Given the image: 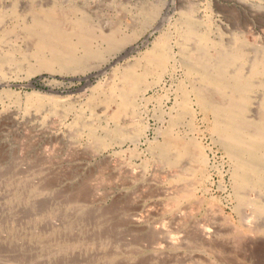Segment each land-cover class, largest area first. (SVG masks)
Returning a JSON list of instances; mask_svg holds the SVG:
<instances>
[{
	"label": "rangeland",
	"instance_id": "1",
	"mask_svg": "<svg viewBox=\"0 0 264 264\" xmlns=\"http://www.w3.org/2000/svg\"><path fill=\"white\" fill-rule=\"evenodd\" d=\"M58 1L89 5L94 27L115 23L121 32L141 29L136 9L144 5L156 11L133 50L87 58V71L29 73L28 65L20 64L0 73V264H264V212L254 208L256 201L264 202V194L248 191L244 203L236 200L229 159L200 116L191 134L201 140L216 169L212 182L169 169L152 155L150 142L161 140L167 126L161 119L170 118L161 110L167 95L168 106L174 100L172 79L151 92L146 104H138L136 120L148 121L149 130L137 144V122L127 116L113 145L98 146L89 127L107 140V123H113L104 109L93 110L88 102L119 67L152 46L162 29L172 32L184 10L213 35L238 34L248 46L264 44V0H0V9H36ZM3 21L0 49L28 42L3 39V30L12 25L9 13ZM178 126L188 131L186 120ZM219 170L225 172L223 179ZM188 190H195L194 196L182 198ZM218 206L240 236L222 222ZM204 243L218 248L208 250Z\"/></svg>",
	"mask_w": 264,
	"mask_h": 264
},
{
	"label": "bare ground",
	"instance_id": "2",
	"mask_svg": "<svg viewBox=\"0 0 264 264\" xmlns=\"http://www.w3.org/2000/svg\"><path fill=\"white\" fill-rule=\"evenodd\" d=\"M88 6L82 2L58 1V5L40 4L36 9L15 5L10 9L2 7L0 22L9 13L12 25L3 30L1 37L6 40L14 38L15 42L21 37L28 39L26 44H9L0 49L2 76L7 67L18 68L20 64L28 65L29 73L35 69L65 73L87 71V58L100 60L107 51L133 50V45L149 28V14L156 11V8L139 6L136 10L141 29L132 26L128 32H121L115 23L98 29L94 27V8ZM28 12L30 16H26ZM179 14L172 32L162 29L152 46L114 72L111 82L102 85L101 94L89 96V106L93 110L98 107L104 109L113 123L112 126L107 123L105 133L108 141L94 132L92 126L89 127V137L96 140L98 146L108 148L123 134L122 120L127 116L131 121L136 120L140 115L138 104H146L150 93L158 92L156 88L159 87L164 89L167 78H170L175 83L176 94L171 106H168L170 94L162 105L161 112H169L170 118L161 119L165 124L167 121V126L163 131L161 129V140L150 142L152 155L169 169L212 182V172L216 169L209 164L201 140L191 134L196 129L195 117L200 116L206 132L228 157L236 200L244 203L247 200L245 192L264 194V44L248 46L238 34L231 37L223 32L213 35V29L204 28L190 11L184 10ZM253 104L257 109L252 107ZM184 120L188 131L178 126ZM136 124L135 144L141 142L149 130L148 121L141 124L138 120ZM178 173H168V176L180 178ZM217 173L222 179L225 176L221 170ZM166 192L170 194L173 191ZM194 194L195 190H188L181 197L188 199ZM254 208L264 212V202L256 201ZM217 211L222 222L231 225V231L240 236L241 230L222 212L221 206ZM203 246L211 251L218 248L207 243Z\"/></svg>",
	"mask_w": 264,
	"mask_h": 264
},
{
	"label": "water",
	"instance_id": "3",
	"mask_svg": "<svg viewBox=\"0 0 264 264\" xmlns=\"http://www.w3.org/2000/svg\"><path fill=\"white\" fill-rule=\"evenodd\" d=\"M15 86H27V87H28V86H33V85H32V84H25V85H18V84H17V85H15Z\"/></svg>",
	"mask_w": 264,
	"mask_h": 264
}]
</instances>
